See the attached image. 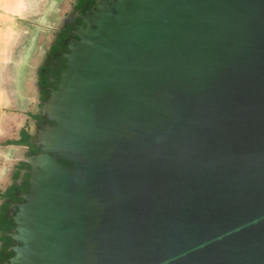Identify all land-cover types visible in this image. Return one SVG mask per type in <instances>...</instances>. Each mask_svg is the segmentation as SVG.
Segmentation results:
<instances>
[{"label": "water", "instance_id": "obj_1", "mask_svg": "<svg viewBox=\"0 0 264 264\" xmlns=\"http://www.w3.org/2000/svg\"><path fill=\"white\" fill-rule=\"evenodd\" d=\"M121 3L62 56L10 264H264V0Z\"/></svg>", "mask_w": 264, "mask_h": 264}, {"label": "crops", "instance_id": "obj_2", "mask_svg": "<svg viewBox=\"0 0 264 264\" xmlns=\"http://www.w3.org/2000/svg\"><path fill=\"white\" fill-rule=\"evenodd\" d=\"M80 2L55 0L56 14L60 11L61 19H65L63 6H78ZM49 49L51 53L53 44ZM45 57L46 52L41 58L37 55L36 59L21 61L9 79L13 89L2 87L9 85L6 79L7 83L0 81V264H10L14 257L17 243L13 215L28 191L29 170L41 152L43 135L49 126L46 102L64 66L63 58L45 62ZM52 99L53 96L49 103ZM53 115H58V107Z\"/></svg>", "mask_w": 264, "mask_h": 264}, {"label": "rangeland", "instance_id": "obj_3", "mask_svg": "<svg viewBox=\"0 0 264 264\" xmlns=\"http://www.w3.org/2000/svg\"><path fill=\"white\" fill-rule=\"evenodd\" d=\"M54 1L0 0V81L9 84L2 87L13 89L9 79L13 78L15 67L23 60L36 59L37 55L41 58L45 52V62L62 58L75 47L77 32L94 26L100 17V11L95 12V0H80L78 6H63L65 19H61L60 11L56 14L58 10ZM56 16L60 19L57 20ZM108 30L109 25H106L105 31ZM119 30L120 27L111 32L116 36ZM60 32L64 35H57Z\"/></svg>", "mask_w": 264, "mask_h": 264}, {"label": "bare ground", "instance_id": "obj_4", "mask_svg": "<svg viewBox=\"0 0 264 264\" xmlns=\"http://www.w3.org/2000/svg\"><path fill=\"white\" fill-rule=\"evenodd\" d=\"M121 6L119 7V10L116 11L122 12L126 11L130 16L131 13L134 11V9L140 4L143 3L145 6L149 5L150 0H121ZM114 0H110V4H113ZM114 21L111 19L106 18L105 19V30L106 25H109V30H113L112 24ZM122 28V27H120ZM105 32V31H104ZM115 37V35H112L111 38ZM108 39V35L106 33L100 34L98 38L91 39L90 41L86 40V37L82 42L77 43L76 47L73 48V51L71 53V62L72 65L77 61L79 56L83 53H87L89 51L98 50L100 47L106 43ZM71 65V66H72ZM69 74V73H68ZM68 74L65 75V80L68 77ZM59 101L57 96L53 95L52 101L48 104V107L50 110L54 112V108L58 107ZM40 174V173H39ZM38 174V175H39ZM48 188V184L44 183L42 186V190L46 191ZM40 187L34 189V194L32 197L28 198L25 211L21 214V217L19 219L20 227L24 230H28L32 227V225L36 223H42V218L44 214V199L46 198L47 194H39L40 193ZM24 252V250L22 251ZM20 255H23L20 254ZM35 255H38L37 253Z\"/></svg>", "mask_w": 264, "mask_h": 264}]
</instances>
